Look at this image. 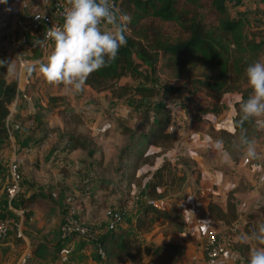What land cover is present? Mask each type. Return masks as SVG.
<instances>
[{
	"label": "rangeland",
	"instance_id": "374dc122",
	"mask_svg": "<svg viewBox=\"0 0 264 264\" xmlns=\"http://www.w3.org/2000/svg\"><path fill=\"white\" fill-rule=\"evenodd\" d=\"M228 4L234 12L246 14L250 25L263 24L264 5L258 0H228ZM27 17L23 22L21 17L16 19L11 15L0 23V36L7 38L14 50L7 58L14 68L17 58L33 64L38 59H45L51 48V43L47 41L48 44L44 47L36 44L41 40L31 34V29L39 30L40 37L48 31L34 26L30 14ZM27 25L29 27H26ZM6 26L11 28L9 33H5ZM21 37L24 38L23 42L20 41ZM4 47L5 45L2 46ZM0 57H5L1 47ZM5 72L9 73L11 70L8 68L1 71L4 75ZM35 72L38 71L31 72L29 76L24 74L29 78V83L23 87L30 97L28 106H24L20 114L13 115L7 121L10 136L15 135L14 144L12 147L5 145L0 150V220L2 219L6 226V230L0 235V264H96L90 258V254L94 252L93 246L76 250L75 243L68 242L66 249L60 254L55 252L56 246L67 237L64 235L67 224H76L83 228L92 240L110 223L131 225L133 214L121 216L110 206L122 193L127 197L129 194L125 210H139L144 203L152 200L160 208L178 211L181 219L188 222L184 238L179 236L174 226L159 227L156 222L137 233L145 258L148 253L147 237L156 229L154 233L161 232L160 237L170 243L188 242L176 264H208L209 261L201 248V240L203 228L211 224L230 244L232 250L230 258L221 261V264H247L251 249L239 254L234 247L239 242H248V238L242 233L244 214L257 205L264 204V129L258 128L253 119L255 127L244 134V137L256 143L255 159L246 158L245 146H241L242 139L232 144L233 152L237 153L236 163H232L231 157L215 145L213 139H218L221 130L228 129L227 122H224L221 124L223 129L215 131V122L229 119L234 93L223 96L225 108L217 120H211L209 116L203 122H195L191 118L194 107L207 103L202 92L191 94L185 100L175 99L167 102L172 110L170 125L179 129V136L169 150H165L166 153L162 157L156 158V163L159 164L163 158L168 159L173 165V174L183 180L178 184H166L159 189L157 198L153 199L145 196V176L136 180V187L130 192H126L124 187H116L114 162L118 149L125 144V139L113 129L116 123L134 128L144 108L160 100L159 95H134L115 100L108 96L107 91L96 93L87 87L80 92L69 94L63 85L49 84L41 75L34 76ZM40 78L42 85L36 86ZM123 82L131 85L142 84L154 90H160L164 84L186 87L184 80L170 79L165 72L151 73L149 82H131L126 77L120 78L119 83ZM49 96L61 98L54 111L47 108L46 101ZM37 104L40 107H37ZM31 106L37 109L32 110ZM74 117L78 119V124L71 122ZM72 130L93 136L96 145L94 153L88 155L85 151L71 152L70 145L64 139L61 144H56L62 133H70ZM10 166L16 169V198L20 194L28 196L36 192L37 185H40L50 191L52 198L59 201L65 216L57 221V238L46 233L51 209L48 211L42 202L30 205L31 212L28 217L25 215L28 208L20 211L6 205L3 184L8 182ZM147 170L148 167H143L141 174ZM99 180L109 182L106 190L96 189L95 185ZM60 187H64L65 191L60 192ZM229 190L233 191L238 217L234 226L228 230L207 217L205 204L210 199L223 206ZM26 232L37 233L49 245L48 256L43 261L31 257L33 240ZM192 232H195V236ZM173 258H176V255L162 251L153 260L156 264H171Z\"/></svg>",
	"mask_w": 264,
	"mask_h": 264
},
{
	"label": "trees",
	"instance_id": "16d2710c",
	"mask_svg": "<svg viewBox=\"0 0 264 264\" xmlns=\"http://www.w3.org/2000/svg\"><path fill=\"white\" fill-rule=\"evenodd\" d=\"M112 1L115 9L131 17L127 43L119 49L115 60L88 77L85 86L96 92L107 91L111 98L117 100L134 95H159L160 100L144 108L134 128L117 124L119 133L127 135L129 140L119 150L115 167L119 181L124 182L126 188L135 184L137 178L145 176V196L156 199L160 188L166 184H178L183 180L173 174V165L168 159L163 158L159 164H155L156 158L162 157L176 138L175 130L170 128L172 110L167 102L175 99L185 100L191 94L202 92L207 103L194 107L191 114L193 121L200 122L223 111L224 95L240 92L246 98L250 89L245 69L256 60L264 61V22L257 26L250 25L246 14L231 10L228 0ZM258 1L264 5V0ZM2 69L3 66H0V73ZM157 72L167 73L170 79L184 80L186 87L164 84L160 90H154L142 84L119 83L123 77L131 82H149L150 74ZM15 95L16 80L5 79L0 74V149L9 135L6 118L8 107ZM60 100L57 96L48 97V108L58 107ZM231 107L233 114L230 117V126L219 132L218 141L221 148L236 163L237 153L233 152L232 144L240 141L245 133L255 127V123L252 119L245 121L242 127L234 129V113L238 106L231 102ZM67 140L72 149H87L90 144L89 140L72 134L67 135ZM241 146L245 145L241 143ZM91 153L92 151L88 150V155ZM143 167H152V170L141 174ZM99 183L105 182L100 180ZM37 189L28 196L20 194L14 205L17 209L25 210L34 202H42L48 211L51 209L46 233L57 238V221L65 215L59 201L52 198L50 191L42 186ZM61 191L64 192L65 188L60 187ZM128 199L129 194L128 197L125 194L120 195L112 209L121 216L134 214L132 210L124 209ZM233 199L232 190L227 192L223 207L209 199L205 204L207 217L229 230L238 217ZM30 212H25L26 217ZM155 222L176 228L180 225V216L174 209L165 210L144 203L140 211L134 214L133 228L110 223L103 232L97 234L95 240L85 235L71 234L64 241H60L55 252L60 254L66 249L68 242H74L76 250L93 246L94 252L90 254V258L96 264H121L123 258H126L129 264H142L143 256L137 232L151 227ZM262 226L264 204H259L244 214L242 233L246 235L248 242H239L234 247L239 254L264 247L254 235L259 234ZM26 235L33 240L31 257L39 261L46 259L49 245L37 233L26 232ZM228 248L231 250L229 243ZM163 249L164 245L159 244L148 247L147 250L153 258ZM173 254L176 258L170 262H175L180 255L171 252V255ZM246 263L249 264L248 259Z\"/></svg>",
	"mask_w": 264,
	"mask_h": 264
},
{
	"label": "clouds",
	"instance_id": "9594fccd",
	"mask_svg": "<svg viewBox=\"0 0 264 264\" xmlns=\"http://www.w3.org/2000/svg\"><path fill=\"white\" fill-rule=\"evenodd\" d=\"M4 2L6 0H0V3ZM130 21L129 15L115 9L112 0H67L63 22L47 32L46 39L51 41L47 57L34 61L27 70L29 73L38 71L49 84L63 85L69 94L80 92L88 77L108 66L116 59L119 49L126 45ZM0 66L11 70L10 61L0 60ZM245 77L249 94L245 98L236 92L231 99L232 104L238 106L233 128L255 119L256 126L264 129V61L248 64ZM241 139L246 158L255 159V141L246 137ZM219 144L217 142V146ZM254 235L264 244V226ZM249 264H264V247L252 249Z\"/></svg>",
	"mask_w": 264,
	"mask_h": 264
},
{
	"label": "crops",
	"instance_id": "0c3cea01",
	"mask_svg": "<svg viewBox=\"0 0 264 264\" xmlns=\"http://www.w3.org/2000/svg\"><path fill=\"white\" fill-rule=\"evenodd\" d=\"M49 1L50 0H6V2H4V3H6V4H4V3H0V23H1V21L3 20V19H8V18H10L11 17V15L12 16H14V18H16V19H18V17L20 18L21 17V19L23 20V22H25V20L28 18L27 16H29V14L31 15L33 12H36V11H41V10H43L44 8H46L47 6H48V4H49ZM5 24V23H4ZM26 27H29V25H27ZM4 28H7L5 31V33H9V29H11L10 27H4ZM37 28H39V27H37ZM41 28V27H40ZM26 29H28V28H26ZM31 34L35 37V38H40V42L41 43H39L42 47H44L46 44H48V43H51V41L50 40H47V39H45L46 38V36H47V34H45V35H43L42 37H40V31L39 30H37V29H35V30H33V29H31ZM5 35V34H4ZM46 41L48 42V43H46ZM3 45H5V47L4 48H2V46ZM7 46L9 47V48H7ZM0 47H1V51H2V54L3 53H5V57H0V60H5V61H8L7 60V58H9V56L11 55V53L14 51L13 50V47L12 46H10V44H9V42H8V40H7V38H5V37H1L0 36ZM6 58V59H5ZM41 58V57H40ZM10 61V60H9ZM14 62V61H13ZM30 64H31V62H24V61H20V59L19 58H17V63H16V68H14L13 67V64H12V66H11V72H9V73H7V72H5V75L4 74H2V76L5 78V79H14V80H16V95H15V97L13 98V100H12V102H11V104L9 105V107H8V111H9V113H8V116H7V118H6V124H7V121L8 120H10L11 119V117L13 116V115H17V114H20L21 113V111H22V108L24 107V106H28V104H29V101H30V97H29V94H27V92H25L24 90H23V87H24V85H26V84H28L29 83V78L27 77H25L24 76V74H27V76H29V72H28V70H26V69H28V67L30 66ZM10 65H11V61H10ZM9 67H7V66H5V67H3V69H2V71L5 69V71L8 69ZM34 76H40V74H39V72H35V74H34ZM42 77V76H41ZM41 79L42 78H40V80H39V82L37 83V85L36 86H38L41 82ZM40 85H42V84H40ZM84 87H87V86H84ZM87 88H89V87H87ZM90 89V88H89ZM92 90V89H91ZM92 91H94V90H92ZM94 92H96V91H94ZM101 92H105V91H100V92H96V93H101ZM108 96H109V94H108ZM50 97V96H49ZM48 99V98H47ZM115 100H117V99H115ZM46 103H47V101H46ZM38 105V104H37ZM37 107H40L39 105L37 106ZM37 107H32L31 106V109L32 110H35V109H37ZM41 108H42V106H41ZM47 108H48V106H47ZM49 109V108H48ZM56 108H54V109H49V110H52V111H54ZM222 113V112H221ZM220 113V114H221ZM220 114L219 115H217V116H210L211 117V120L212 119H216L217 120V118L220 116ZM233 114V110L231 109V110H229V119H227V120H223V121H218V122H215L216 123V125H215V128H214V130L215 131H217V130H219V129H223L222 127V123H226L227 122V127H229L230 126V117H231V115ZM208 118H209V116H208ZM71 122H73L74 124H78V119L77 118H72V120H71ZM201 122H203V121H201ZM117 124H120V123H116L115 124V128L113 129L114 130V132L116 133V134H118V135H120L123 139H125V144L122 146V147H124L127 143H128V136L127 135H122V134H120L119 133V131H118V129H117ZM221 125V126H220ZM8 127V126H7ZM214 127V126H213ZM128 128H130V127H128ZM170 128L172 129V130H175V132H176V138H175V140L176 139H178V132H179V129H176L175 128V126H174V128L173 127H171V125H170ZM9 129V128H8ZM68 134H72V135H74V136H76V137H78V138H80V139H86V140H89L90 141V144H89V146H88V148L87 149H72L71 147H70V151L72 152V151H85L87 154H88V150H91L92 151V153H94V149H95V147H96V145H95V143H94V138H93V136L91 135V134H84V133H80V132H75V131H71L70 133H62L60 136H59V138L57 139V142H56V144H61L62 142V140L64 139L66 142L68 141L67 140V135ZM14 137H15V135L14 136H10V132H9V135H8V138H7V140L5 141V143L3 144V147L5 146V145H9V146H11L12 147V145L14 144V141H13V139H14ZM210 140V139H209ZM215 142V145L217 146V142H219L218 141V139L216 138V139H213ZM68 143V142H67ZM30 143H28V145H29ZM69 144V143H68ZM70 145V144H69ZM2 147V148H3ZM122 147H120L119 149H118V152H117V154H116V160H115V162H114V165H115V167H116V161H117V157H118V153H119V150L122 148ZM218 148H220L221 149V144H219V146H217ZM1 148V149H2ZM0 149V150H1ZM223 150V149H222ZM224 151V150H223ZM225 152V151H224ZM91 153V154H92ZM229 156V155H228ZM231 159V158H230ZM232 163H234L233 161H232ZM155 164H157L156 163V160H155ZM115 169V168H114ZM148 169L149 170H152V167H148ZM139 172H140V170L138 171V173H137V176H138V174H139ZM114 175H115V177H116V182H117V184H116V187H124L125 188V191L127 192V191H131V190H133L132 188H134V185H135V187H136V180L138 179H136L135 180V184H132L131 185V187H129V188H126V186H125V184H124V182H120L119 181V175H118V173L116 172V170H115V173H114ZM100 181V180H99ZM99 181H97L96 182V185H95V187H96V189L98 190V191H102V190H106L107 188H108V181H104L105 183H103V184H100L99 183ZM38 186H40V185H37V188H38ZM38 190V189H37ZM121 195H124V193H122ZM120 196H117L115 199H114V201L112 202V204L110 205L111 207L115 204V202H116V200L119 198ZM208 201V200H207ZM38 203H40L39 201H37ZM37 202H34V203H37ZM214 202V201H213ZM207 203V202H206ZM219 206H221V205H219ZM224 206V205H223ZM223 206H221V207H223ZM30 207V206H29ZM28 207V209H29V211H31V208H29ZM125 208H127V203H126V206H125ZM140 209H141V207H140ZM140 209L139 210H135V211H133L134 212V214L135 213H137V212H139L140 211ZM42 210H43V208H42ZM166 210V209H165ZM9 211V210H8ZM177 213H178V211H176ZM133 214V213H132ZM134 214H133V218H132V222H131V225H127V224H125V223H123V224H121L122 226H125V227H130V228H133V220H134ZM131 215V214H130ZM179 216H180V214H179ZM187 224H188V222H187V220L186 221H184L183 220V218L181 219V216H180V225L178 226V227H176L175 229H176V231L178 232V234H179V236L180 237H182V238H184V236L186 235V228H187ZM163 225H160L159 227H162ZM187 230H188V228H187ZM192 230V229H191ZM156 231V229L155 230H152L151 232H150V234H149V236L147 237V246H146V249H148V247H155V246H157V245H159V244H163L164 245V249H163V251H169V252H173V253H175V254H177L179 251V253L180 254H182V251H183V247L185 246V245H188V242L186 241H179V242H172V243H170L168 240H164V239H162L161 237H160V235H161V232H159V233H154ZM140 231H138L137 233H139ZM193 234V236H195V232H192ZM141 242L139 241V245H140V249H141V253H142V256H143V261H142V264H156L155 262H154V260H153V258H155V257H153V258H151V256L149 255V253H147L148 252V250L146 251V253H147V255H146V258H145V255L143 254V249H142V245L140 244ZM159 254V253H158ZM180 256V255H179ZM178 258H177V260L175 261V262H170L171 264H176L177 262H178ZM121 264H129V262H128V260L126 259V258H123L122 259V262H121ZM197 264H207V262L206 263H203V262H197ZM209 264V263H208Z\"/></svg>",
	"mask_w": 264,
	"mask_h": 264
},
{
	"label": "built area",
	"instance_id": "2783aa9c",
	"mask_svg": "<svg viewBox=\"0 0 264 264\" xmlns=\"http://www.w3.org/2000/svg\"><path fill=\"white\" fill-rule=\"evenodd\" d=\"M241 1L243 0H240V2ZM65 7H67V2H63L62 0H50L46 8L41 11L33 12L30 15L31 23L34 24V26H39L48 31L51 27L60 25L63 22ZM37 17L41 18L37 19ZM20 41L23 42L24 38L21 37ZM8 169V182L3 184V189L6 196V205L9 208L13 207L16 209L14 205L18 190L16 169L12 166H10ZM146 203L156 206L152 200H148ZM5 230V223L1 219L0 235H2ZM71 234L85 235L89 237V234H87L86 230L80 228L78 225L67 224L64 235L70 236ZM201 248L210 264H221V261L230 258L232 252L228 248V242L221 237L216 228L211 224L203 228Z\"/></svg>",
	"mask_w": 264,
	"mask_h": 264
}]
</instances>
